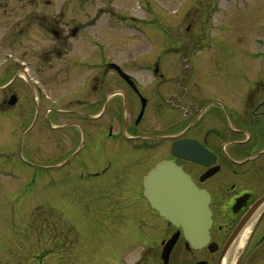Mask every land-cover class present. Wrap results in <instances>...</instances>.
<instances>
[{
    "label": "flooded vegetation",
    "instance_id": "af4514ba",
    "mask_svg": "<svg viewBox=\"0 0 264 264\" xmlns=\"http://www.w3.org/2000/svg\"><path fill=\"white\" fill-rule=\"evenodd\" d=\"M223 1H241L235 8L248 9V0ZM218 2L212 0L205 16L216 15ZM30 17L32 23L39 21L45 40L14 59L17 68L10 77L9 70L0 73V128L12 136L21 128L25 140L30 139L28 148L41 159L61 162L71 157L59 169H42L49 172L47 181L64 192L77 182L80 192L92 188L94 199L107 200L104 209L111 213L112 207L121 217L123 229L133 228L121 244L116 232L103 238L111 248L91 255L94 264H264L263 40L254 42V50L250 43L242 45L246 63L236 73L234 58L243 49L225 40L227 28L218 39H199L185 61L176 64L175 88V63L167 58L173 47L167 39L155 59L149 52L141 62L120 64L106 50L100 14L88 13L86 21L66 19L62 10ZM250 58L260 66L245 69ZM4 61L0 70L7 66ZM184 68L187 73L180 72ZM143 70L150 71L149 79L136 73ZM185 139L200 143L210 153L208 162L185 157ZM175 143L182 145L178 154ZM163 159L181 165L210 193L213 222L205 245L193 246L183 229L161 217L144 195L145 176ZM23 162L31 165L25 158ZM102 180L108 187L93 182ZM100 186L110 190L100 192ZM175 235L168 252L166 245ZM75 256L80 257L76 264H93L87 255Z\"/></svg>",
    "mask_w": 264,
    "mask_h": 264
},
{
    "label": "rangeland",
    "instance_id": "374dc122",
    "mask_svg": "<svg viewBox=\"0 0 264 264\" xmlns=\"http://www.w3.org/2000/svg\"><path fill=\"white\" fill-rule=\"evenodd\" d=\"M183 1L185 0H52L47 4L43 0H0V62L4 58V62L7 63L0 73L9 70L10 77L13 72L11 69L17 68L14 59L22 55L27 48L37 47L40 40L44 39V35L40 34L37 27L39 21L31 22L32 14L52 15V12L56 14L58 10H62L66 14V19L86 21L88 13L95 14L97 10L102 9L104 12L102 30L107 50L116 55V59L122 64L133 65L141 62L149 52H153L155 59L167 46L166 42L162 45L165 40L162 31L171 37L169 44L173 48L167 50L169 54L167 58H172L175 63L173 82L176 88L179 81L176 77V73H179L176 64L179 61L184 62L189 56L191 46L203 37L208 17L205 16V11L212 3V0H195V4H190V0H187L185 5H181ZM253 4L260 3L253 1ZM141 7L148 11L143 9L145 13ZM180 7L181 10L178 11ZM203 11L204 16L200 14ZM263 11L254 9L250 12L246 9L243 12L230 11L228 15H221L219 24L224 26L231 23L236 26V30L232 29L235 39L231 33L225 40L228 42L231 40L233 48L237 45L242 47L246 43L251 44L252 50L257 48L254 42L257 39L264 40V16L260 17ZM166 14L172 17H166ZM197 14L199 16H196ZM124 15L128 16L126 18L128 22ZM131 19L142 27L143 31L139 30L140 27L137 29L133 27ZM259 22L262 27L258 29L255 24ZM178 41H181V44H177ZM160 44L163 48L158 50ZM242 49L243 52H239L234 58L238 65L236 73H240L245 65L239 64L242 61L246 63L244 54L246 50L244 47ZM31 56L32 54H29L27 57ZM250 61L253 62L252 66L256 65L253 58L248 60ZM248 68L246 66L245 69ZM185 69L187 68L180 72L187 73ZM149 78L146 73L145 79ZM215 82L213 80L214 85ZM18 131L19 135L12 136L9 130L0 128V264H41V261L44 264H76L80 257L77 258L75 255L81 257L87 255V258H92L91 255L106 254L111 246L107 240L104 242L101 240L109 239L113 232H116V239H119L116 243H121L124 239L128 241L133 228L123 226V229L121 217L114 213L112 207L111 213L108 208L104 209L103 205L109 207V203L105 199H94L92 188L80 192L76 188V185L80 184L77 182L70 185L65 192L56 190L54 191L56 194L53 195L51 191L54 189L53 186H45L43 183L45 175L49 172L42 169L51 170L59 160L52 158L44 160L41 159V155L31 152L27 146L30 139L25 140L21 128ZM113 152L116 153V150ZM23 157L39 170L37 176L36 170L23 162ZM95 167L97 168V165L93 164V168ZM93 182L103 183L104 187H108L106 180ZM101 188L103 187L96 189L100 192L110 190ZM70 190L74 191V194ZM113 194L117 195V199H125L119 192ZM60 199L64 200V205L59 203ZM73 205L78 207L73 208L75 210L69 209V206ZM77 241L78 246L73 247ZM96 242L99 243L95 245ZM69 244L73 247L72 251L65 249ZM90 261L96 263L94 258Z\"/></svg>",
    "mask_w": 264,
    "mask_h": 264
},
{
    "label": "water",
    "instance_id": "95a60500",
    "mask_svg": "<svg viewBox=\"0 0 264 264\" xmlns=\"http://www.w3.org/2000/svg\"><path fill=\"white\" fill-rule=\"evenodd\" d=\"M145 188L152 206L171 223L181 225L194 245L209 238V194L197 187L177 164L160 162L147 177Z\"/></svg>",
    "mask_w": 264,
    "mask_h": 264
},
{
    "label": "bare ground",
    "instance_id": "6f19581e",
    "mask_svg": "<svg viewBox=\"0 0 264 264\" xmlns=\"http://www.w3.org/2000/svg\"><path fill=\"white\" fill-rule=\"evenodd\" d=\"M59 203L64 205V200H60ZM70 205H71V204H70ZM70 208H71V209L75 208V205H73L72 207L69 206V209H70ZM76 208H77V207H76ZM73 210H75V209H73ZM77 210H78V209H77Z\"/></svg>",
    "mask_w": 264,
    "mask_h": 264
}]
</instances>
